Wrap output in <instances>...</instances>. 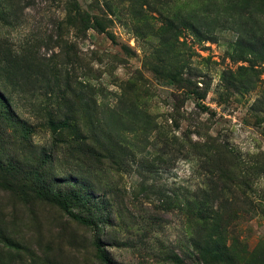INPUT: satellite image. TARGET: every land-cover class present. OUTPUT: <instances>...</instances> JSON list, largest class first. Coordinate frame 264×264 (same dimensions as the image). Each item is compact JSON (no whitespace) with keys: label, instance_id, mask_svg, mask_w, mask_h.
<instances>
[{"label":"rangeland","instance_id":"1","mask_svg":"<svg viewBox=\"0 0 264 264\" xmlns=\"http://www.w3.org/2000/svg\"><path fill=\"white\" fill-rule=\"evenodd\" d=\"M0 99V264H264V0H0Z\"/></svg>","mask_w":264,"mask_h":264},{"label":"trees","instance_id":"2","mask_svg":"<svg viewBox=\"0 0 264 264\" xmlns=\"http://www.w3.org/2000/svg\"><path fill=\"white\" fill-rule=\"evenodd\" d=\"M6 111H7V109L2 104V100L0 99V118L3 119V116H4V118L8 117L7 116L8 113H6ZM66 126H67V124L65 121H56V122L49 121V127L52 130H56L58 128H64ZM75 200L84 201L85 199H84V197H77ZM57 203L71 219H73L77 222L86 224V225H94L95 220H93L90 217L84 216L78 212H75L73 209H71L69 207V204H68V201L66 198H59L58 197ZM94 246H95V250H96V256L100 260V262L102 264H112L111 259L108 257L105 250L98 244L97 241L94 242ZM205 251L211 252L210 250H205ZM216 253L219 254V251H216ZM221 255L225 256V257L227 256L226 253H222Z\"/></svg>","mask_w":264,"mask_h":264}]
</instances>
